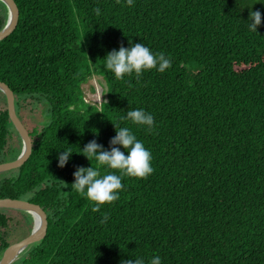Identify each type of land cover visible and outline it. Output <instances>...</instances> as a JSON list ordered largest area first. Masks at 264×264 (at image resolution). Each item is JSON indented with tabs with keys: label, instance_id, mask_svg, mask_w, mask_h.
Returning <instances> with one entry per match:
<instances>
[{
	"label": "trees",
	"instance_id": "trees-1",
	"mask_svg": "<svg viewBox=\"0 0 264 264\" xmlns=\"http://www.w3.org/2000/svg\"><path fill=\"white\" fill-rule=\"evenodd\" d=\"M13 1L19 18L0 41V82L15 107L23 98L49 113L44 127L26 128L27 162L0 174V199L35 204L48 222L44 240L13 264H121L154 254L162 264H264V0ZM249 9L261 12L257 32ZM7 18L0 2V31ZM129 41L164 53L171 68L116 80L103 59ZM95 76L107 86L99 107L82 91ZM0 95L2 164L22 142ZM137 108L154 116L151 133L121 120ZM113 123L151 151L154 172L123 177L119 200L94 211L71 186L73 172L116 171L80 154L92 140L110 150ZM62 149L73 153L60 168ZM32 228L28 213L0 209V258Z\"/></svg>",
	"mask_w": 264,
	"mask_h": 264
},
{
	"label": "clouds",
	"instance_id": "clouds-1",
	"mask_svg": "<svg viewBox=\"0 0 264 264\" xmlns=\"http://www.w3.org/2000/svg\"><path fill=\"white\" fill-rule=\"evenodd\" d=\"M124 4L134 7L135 0H124ZM94 12L97 15L101 14L99 7L95 8ZM260 25L261 12L249 9V30L257 32ZM129 44L127 48L121 46L119 50L113 49L103 59L105 69L113 73L116 80H125L126 77L132 76L139 80L145 72L155 70L164 73L171 68L172 61L164 53H154L142 43L132 44L129 41ZM121 120L143 128L147 133H151L154 129V116L143 108L127 111L126 116L121 117ZM114 127L116 135L109 142L110 150L104 149L96 140H92L80 149V154L88 160L94 159L100 167L116 171H108L101 175L99 168L91 166L77 167L73 172L74 182L71 186L93 203L94 211L104 205L111 206L119 200L120 193L124 189L123 177L147 179L154 172L151 151L137 138L132 129L127 124L119 128L114 124ZM117 145L120 147H116ZM121 148L127 154L121 151ZM72 153L66 149L57 151V166L65 167ZM107 219V216L103 217V221ZM121 264H162V258L154 254L147 260L144 257H135L134 260H122Z\"/></svg>",
	"mask_w": 264,
	"mask_h": 264
},
{
	"label": "water",
	"instance_id": "water-1",
	"mask_svg": "<svg viewBox=\"0 0 264 264\" xmlns=\"http://www.w3.org/2000/svg\"><path fill=\"white\" fill-rule=\"evenodd\" d=\"M0 2L6 7L8 15L7 23L0 31V41H2L15 30L18 23L19 12L13 0H0ZM0 92L6 97L9 119L22 142L21 152L15 160L0 164V174H3L21 168L27 162L32 153V142L26 127L17 115L14 93L2 82H0ZM0 209L17 210L28 213L33 219V224V216H36L39 220L38 227L35 228L34 224L29 236L18 243L12 244L3 252L0 258V264H13L26 250H29L33 245L39 244L44 240L47 234V217L39 206L24 200L0 199Z\"/></svg>",
	"mask_w": 264,
	"mask_h": 264
},
{
	"label": "rangeland",
	"instance_id": "rangeland-1",
	"mask_svg": "<svg viewBox=\"0 0 264 264\" xmlns=\"http://www.w3.org/2000/svg\"><path fill=\"white\" fill-rule=\"evenodd\" d=\"M84 100L87 104L96 105L99 107L107 100V86L103 78L93 77L88 82L82 85ZM25 99L17 101V113L23 123L28 129H40L44 127L49 121L48 106L43 102L31 100V102H24ZM5 106L3 96L0 95V108ZM19 142L17 136L14 134L10 140L9 145L15 147ZM3 177V175L1 176ZM17 211V210H13ZM34 225V224H33ZM26 235H22L25 237Z\"/></svg>",
	"mask_w": 264,
	"mask_h": 264
},
{
	"label": "bare ground",
	"instance_id": "bare-ground-1",
	"mask_svg": "<svg viewBox=\"0 0 264 264\" xmlns=\"http://www.w3.org/2000/svg\"><path fill=\"white\" fill-rule=\"evenodd\" d=\"M33 217H34V224H35V228H36L39 225V220L37 219L36 216H33Z\"/></svg>",
	"mask_w": 264,
	"mask_h": 264
}]
</instances>
